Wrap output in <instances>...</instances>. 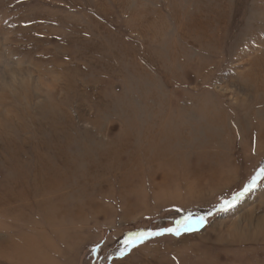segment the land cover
I'll use <instances>...</instances> for the list:
<instances>
[{
	"label": "rangeland",
	"instance_id": "1",
	"mask_svg": "<svg viewBox=\"0 0 264 264\" xmlns=\"http://www.w3.org/2000/svg\"><path fill=\"white\" fill-rule=\"evenodd\" d=\"M2 35L59 82L0 95V264H264V180L220 210L264 167V0H0Z\"/></svg>",
	"mask_w": 264,
	"mask_h": 264
},
{
	"label": "clouds",
	"instance_id": "2",
	"mask_svg": "<svg viewBox=\"0 0 264 264\" xmlns=\"http://www.w3.org/2000/svg\"><path fill=\"white\" fill-rule=\"evenodd\" d=\"M11 39L0 36V52L8 53L0 60V95L11 97L26 96L30 93L47 95L58 84V77L51 72L40 70L36 65L10 52Z\"/></svg>",
	"mask_w": 264,
	"mask_h": 264
},
{
	"label": "snow or ice",
	"instance_id": "3",
	"mask_svg": "<svg viewBox=\"0 0 264 264\" xmlns=\"http://www.w3.org/2000/svg\"><path fill=\"white\" fill-rule=\"evenodd\" d=\"M261 180H264V167H261L257 173L251 177L249 182L244 186L243 190L236 193L231 200H226L220 205L221 211H226L235 203L241 199L246 193L254 189L257 186V183ZM211 215V213H209ZM206 217H198L195 220L189 214L183 221H176V226L164 228L159 231H147V232H137L131 234L124 238L123 246L119 249L117 256L118 258H123L126 256L133 248L138 247L139 245L145 243L149 239L154 237H160L164 235H172L174 237H179L183 233H191L197 231L199 227H203L206 221Z\"/></svg>",
	"mask_w": 264,
	"mask_h": 264
},
{
	"label": "bare ground",
	"instance_id": "4",
	"mask_svg": "<svg viewBox=\"0 0 264 264\" xmlns=\"http://www.w3.org/2000/svg\"><path fill=\"white\" fill-rule=\"evenodd\" d=\"M252 70V69H251ZM251 73V72H250ZM208 84V83H207ZM223 93L222 94H224V96L225 95H228V96H230V95H232V93L229 91V89L227 88V86H224L223 87ZM220 94V93H219ZM3 114H1L0 113V122H1V120L3 119V116H2ZM4 122H5V128H3V130H1L0 131V142H1V145H2V149H3V147H4V149L6 148V145H7V142H6V140H7V138H6V130H7V127L9 126V120L8 119H5L4 120ZM259 124H262L261 122L259 123ZM264 124V123H263ZM263 124H262V126H263ZM256 126H257V124H256ZM260 129V128H259ZM259 132V131H258ZM1 153V152H0ZM35 158H36V156H35ZM15 165H13V167H14ZM14 168H16V166L14 167ZM20 168V167H19ZM37 171L39 170V168H37L36 169ZM41 170V169H40ZM44 173H46V168L44 169ZM13 179H12V183H13ZM19 183V182H18ZM43 184H44V187H45V185L47 184V182L46 181H44V182H42ZM15 184V183H14ZM16 185V184H15ZM43 186V185H42ZM46 191H50V190H54V189H56L54 186H53V184L52 185H49V187H46V188H44ZM43 194H45V193H43ZM14 202H15V200H14ZM50 218V217H49ZM245 219H247V218H245ZM44 222V221H43ZM241 229L242 230H244V231H247L249 234H248V236H247V238H251V239H256V241L258 240V235H259V233H261L262 234V236H264V215L260 218V219H258L257 221L255 220V221H252L251 223H246L245 224V222L243 221V224L241 225ZM41 240V239H40ZM46 242V241H45ZM11 243H13V242H11ZM9 245V244H8ZM12 246V245H11ZM13 247V246H12ZM4 250V251H3ZM7 252V249H5V247L4 248H2V249H0V254L1 255H4V253H6ZM17 253H18V251H17ZM20 253V252H19ZM26 254V253H25ZM22 255V254H21ZM3 257V256H2ZM24 258L25 257H23V260H24Z\"/></svg>",
	"mask_w": 264,
	"mask_h": 264
}]
</instances>
